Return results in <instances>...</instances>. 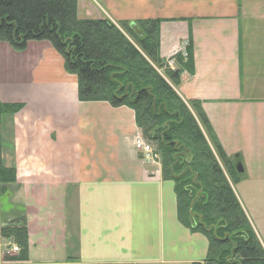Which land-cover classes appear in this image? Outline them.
<instances>
[{
  "label": "crops",
  "instance_id": "1",
  "mask_svg": "<svg viewBox=\"0 0 264 264\" xmlns=\"http://www.w3.org/2000/svg\"><path fill=\"white\" fill-rule=\"evenodd\" d=\"M89 2V9L86 6ZM97 1V0H95ZM114 21L160 18V56L192 38L193 72L175 88L198 100L226 155L240 163L233 188L264 247V0H101ZM133 3V4H132ZM77 0L80 18L105 16ZM184 54V52H182ZM0 160L15 168L1 225L22 221L23 258L0 264H193L208 240L177 217L174 182L134 146V112L80 101L77 77L47 41L23 51L0 42Z\"/></svg>",
  "mask_w": 264,
  "mask_h": 264
},
{
  "label": "trees",
  "instance_id": "2",
  "mask_svg": "<svg viewBox=\"0 0 264 264\" xmlns=\"http://www.w3.org/2000/svg\"><path fill=\"white\" fill-rule=\"evenodd\" d=\"M162 20L80 18L77 0H0V42L16 51L29 41L49 42L62 56L64 69L76 75L80 101L133 110L142 137L158 153L162 178L174 182L178 220L208 240L205 258L193 264H264V247L233 188L242 175L201 102L185 101L175 90L182 72H193L192 38L185 55H173L176 67L169 66L159 50ZM20 108L0 100V115ZM15 179V168L0 160V196ZM1 239L18 245L16 258H23L26 223H0Z\"/></svg>",
  "mask_w": 264,
  "mask_h": 264
},
{
  "label": "built area",
  "instance_id": "3",
  "mask_svg": "<svg viewBox=\"0 0 264 264\" xmlns=\"http://www.w3.org/2000/svg\"><path fill=\"white\" fill-rule=\"evenodd\" d=\"M185 55V53H184ZM170 63V62H169ZM134 146L137 150L141 151L142 154L144 155V158L148 160L155 161L159 159L158 153L155 151L153 146L145 141L141 135H138L135 140H134ZM19 252V247L13 243L12 241L8 240L6 249L3 252V254L6 255H12Z\"/></svg>",
  "mask_w": 264,
  "mask_h": 264
},
{
  "label": "rangeland",
  "instance_id": "4",
  "mask_svg": "<svg viewBox=\"0 0 264 264\" xmlns=\"http://www.w3.org/2000/svg\"><path fill=\"white\" fill-rule=\"evenodd\" d=\"M88 1H90V4H93L94 6H95V8H93V10L95 11V13H98V14H104L105 15V13H104V11L105 12H107L108 14H110L111 16H112V11L110 10V9H108V7H106L105 6V3H103L101 0H97V1H95V0H88ZM126 0H123V2L126 4V2H125ZM88 3L89 2H87L86 1V6L88 7V9H89V5H88ZM133 4V3H132ZM106 17H108V15H105ZM128 21H134V20H136V19H127ZM159 33H160V28H159ZM184 48H185V46H184ZM182 52H184L185 53V50L184 49H182ZM173 58H174V56H172ZM172 58V59H173ZM167 62H168V65L169 66H172L173 64H171V62L169 63V60H167ZM176 64V63H175ZM142 136V135H141ZM144 139V138H143ZM145 140V139H144ZM146 141V140H145ZM153 146V145H152ZM154 147V146H153ZM236 166V165H235ZM0 202H2V205H3V208H7V207H9V204L7 203V200L5 199V197H4V194H2L1 196H0Z\"/></svg>",
  "mask_w": 264,
  "mask_h": 264
},
{
  "label": "water",
  "instance_id": "5",
  "mask_svg": "<svg viewBox=\"0 0 264 264\" xmlns=\"http://www.w3.org/2000/svg\"><path fill=\"white\" fill-rule=\"evenodd\" d=\"M236 170L240 173L242 172V168H241V165L239 162L236 163V166H235Z\"/></svg>",
  "mask_w": 264,
  "mask_h": 264
}]
</instances>
